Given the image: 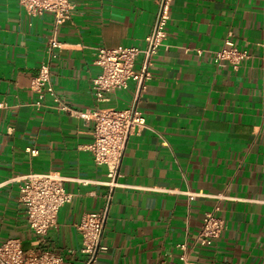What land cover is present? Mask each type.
<instances>
[{"label":"crops","instance_id":"crops-1","mask_svg":"<svg viewBox=\"0 0 264 264\" xmlns=\"http://www.w3.org/2000/svg\"><path fill=\"white\" fill-rule=\"evenodd\" d=\"M156 1L72 0L51 60L61 109L51 96L37 107L31 87L50 55L52 13L32 15L18 0H0V243L15 238L25 249L86 264L77 225L107 207V248L92 264L179 261L183 243L200 264H264V0H172L167 37L140 97L146 127L129 135L116 186L87 148L94 121L78 112L127 108L134 90L132 82L97 100V48L144 47ZM226 39L248 51L237 68L214 60ZM49 170L66 177L72 200L42 243L20 187L24 175ZM207 211L225 228L201 245L195 239Z\"/></svg>","mask_w":264,"mask_h":264},{"label":"built area","instance_id":"built-area-1","mask_svg":"<svg viewBox=\"0 0 264 264\" xmlns=\"http://www.w3.org/2000/svg\"><path fill=\"white\" fill-rule=\"evenodd\" d=\"M19 4L32 15L50 12L54 18L52 35L48 41L50 55L44 61L34 77L31 87L36 91L37 107L44 105L47 96H51L58 107L61 100L52 80L51 60L56 56L55 49L62 45L57 37L60 24L72 16L75 3L72 0H18ZM172 0H157L155 19L150 32L145 36L144 47L99 46L96 53V64L100 72L92 79V89L97 100L106 99V94L113 90H126L133 82L134 90L131 104L127 108L97 107L92 110L80 111L81 117L94 121L93 140L87 145L93 159L98 164L108 167L110 187L117 185L120 163L130 134L146 127V118L139 109L140 97L147 82L152 77L151 67L154 56L164 44L167 37V24L170 19ZM141 56L140 67L135 64ZM248 57V51L238 48L230 39L216 51L214 60L218 65L231 64L237 68L241 61ZM4 103L0 101V107ZM35 156L37 148H27ZM20 201L25 205L29 226L45 243L48 230L56 225L57 216L62 206L72 200V194L65 188L66 177L59 171L30 172L22 177ZM193 198V195H190ZM217 209V208H216ZM107 207L100 211L85 213L77 225L82 235L81 252L88 256L86 264H92L99 251L106 250L101 243ZM225 228L223 219L215 211L204 214L200 230L195 242L211 245L220 237ZM182 253L179 261L160 262L156 264H200L192 260L185 243L180 244ZM0 264H72L60 253L45 247L25 249L19 239L8 238L0 243Z\"/></svg>","mask_w":264,"mask_h":264}]
</instances>
